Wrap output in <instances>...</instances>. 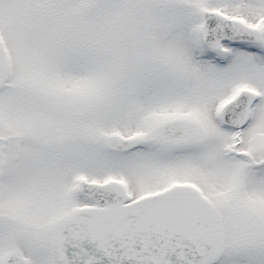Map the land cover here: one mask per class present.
<instances>
[{
  "label": "snow or ice",
  "instance_id": "1",
  "mask_svg": "<svg viewBox=\"0 0 264 264\" xmlns=\"http://www.w3.org/2000/svg\"><path fill=\"white\" fill-rule=\"evenodd\" d=\"M0 264H264V0H0Z\"/></svg>",
  "mask_w": 264,
  "mask_h": 264
}]
</instances>
